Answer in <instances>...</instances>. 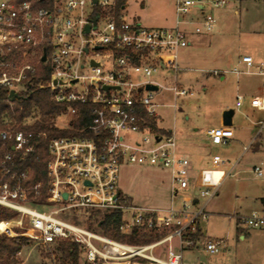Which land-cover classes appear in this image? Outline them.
<instances>
[{
    "label": "built area",
    "instance_id": "2783aa9c",
    "mask_svg": "<svg viewBox=\"0 0 264 264\" xmlns=\"http://www.w3.org/2000/svg\"><path fill=\"white\" fill-rule=\"evenodd\" d=\"M174 1L175 24L148 28L124 20V9L117 16V0H0V90L8 92V102L14 101L9 96L11 91L20 95L36 87L49 89L57 103L92 104L89 125L77 134L50 139L45 181L32 183L30 168L19 166L39 146L34 133L0 129V205L16 210L24 220L20 228L9 230L4 227L7 221L1 220L0 234L27 236L47 252L49 260L45 264H57L53 250L62 240L78 244L90 264H212L186 262L183 251L202 248L215 255L228 250L227 237L204 243L199 242L201 237H193L201 231V221L209 217L207 203L218 194L222 181L218 180L211 190H193V164L180 151L175 132L160 131L148 122L147 118H153L157 123L160 104L155 102L156 91L146 88L155 84L160 89L162 84L153 77L162 69L179 70V51L189 46L192 35L216 30L218 21L210 9L225 7L228 0ZM84 55L87 68L82 62ZM107 63L110 69H105ZM42 65L49 69L50 76L35 81ZM230 72L264 79V62L244 55ZM171 90L178 96L188 94L183 87ZM242 100L239 95L238 106ZM251 105L264 111V86L262 95L253 98ZM77 111L78 107H69L68 113L74 119ZM260 124L264 127V121ZM157 127L160 129L158 123ZM224 128L222 125L206 131L213 145L228 142ZM37 136L46 135L39 132ZM224 162L218 155L211 158L213 168ZM126 163L167 169L169 205L127 202L118 186L120 167ZM254 172L262 176L264 168L255 166ZM200 197L206 201L196 208ZM50 205L49 211L43 210ZM85 208L119 212V230L124 235L138 229L159 238L131 244L60 217L66 210ZM224 215L239 230H264V206L246 214ZM163 245H167L165 252ZM21 254L16 255L18 261ZM20 263L27 264V260Z\"/></svg>",
    "mask_w": 264,
    "mask_h": 264
},
{
    "label": "rangeland",
    "instance_id": "374dc122",
    "mask_svg": "<svg viewBox=\"0 0 264 264\" xmlns=\"http://www.w3.org/2000/svg\"><path fill=\"white\" fill-rule=\"evenodd\" d=\"M42 5L50 7L49 3ZM210 12L218 21L211 35L222 42L209 49L204 46L182 49L178 53L179 70L162 69L153 77L162 84L155 92V102L160 104L157 108L158 126L175 132L179 148L194 149L193 143L205 145L206 130L221 126L220 119L225 110L234 111L232 125H224L228 142L210 144L209 151L203 154V157L206 156L202 159L205 164L201 169L196 168V180L192 183L194 191H201L211 190L218 180L222 181L218 194L207 203L206 211L210 215L200 223L202 236L199 242L227 237L228 250L212 255L202 248L185 249L184 260L189 263L264 264V230H239L235 222L224 215L235 212L246 214L264 206V174L257 176L254 172L255 166L264 168V127L260 124L264 121V111L258 112L251 105L253 98L262 95L264 79L259 75L230 72L234 66L228 67L219 56L222 47L228 46L236 59L251 54L255 62H264V0H228L225 7L211 8ZM122 14L129 23L140 22L148 28L168 27L176 18V6L174 0H129ZM196 36L192 35L193 38ZM83 61L87 68V56H83ZM105 69H110L109 63ZM223 75L226 76L225 81L221 80ZM174 86L186 88L188 94L175 95L171 90ZM238 94L243 97L240 106L237 104ZM39 119L40 114L35 112L25 124L31 125ZM72 120V115L67 113L58 117L55 124L59 128L69 129ZM187 155L192 161L195 159L190 152ZM214 155L225 160L219 168L211 165ZM118 186L127 202L136 205L165 207L171 200L170 174L165 168L123 164ZM187 194L192 195L193 192ZM199 200L200 205L196 208L206 201L203 197ZM52 206L43 210L49 211ZM103 212L86 208L71 209L61 213L60 217L75 224L90 226L93 223L89 220L91 214L102 216ZM23 222L18 214L4 227L8 230L9 227L20 228ZM241 234L245 235V239L240 238ZM151 235L157 238L150 242L159 238L154 233ZM177 248L175 240L174 249ZM166 249L167 245H163V252ZM234 253L236 258L233 257ZM23 260H27V264H45L49 257L43 248L30 242L19 256V262ZM56 260L57 264H62L59 256ZM79 264H87L84 255L80 257Z\"/></svg>",
    "mask_w": 264,
    "mask_h": 264
},
{
    "label": "trees",
    "instance_id": "16d2710c",
    "mask_svg": "<svg viewBox=\"0 0 264 264\" xmlns=\"http://www.w3.org/2000/svg\"><path fill=\"white\" fill-rule=\"evenodd\" d=\"M129 0H117L115 13L117 16L128 5ZM50 76L49 69L44 65L41 66V72L36 76L35 81L47 80ZM69 107H78L77 114L71 122L74 128L63 129L59 128L55 121L61 115H65L69 111ZM91 103L77 105L76 103H57L51 99L50 91L46 88H30L25 92L20 93L19 97L11 103L8 102V92L0 90V129L12 128L16 130L32 131L34 139L39 142V146L33 156H30L26 161L19 163L21 168H30L32 174V183L40 180L45 181L46 164L49 160V141L53 137L66 136L77 134L79 129H82L92 122L93 115L91 113ZM40 114L39 121L31 125L25 124V121L32 118L33 114ZM148 122L160 131L163 128H158L157 123L153 118H147ZM39 132H44L45 137H38ZM1 146V140H0ZM11 148V147H10ZM19 213L16 210L9 209L0 205V221H9ZM94 219V220H93ZM90 222H93L89 227L106 236L116 240L127 241L131 244L148 243L157 236H152L151 233L144 230L135 229L133 233L124 235L119 230L121 214L117 211H104L102 216L92 215L89 217ZM18 232H21L18 230ZM202 232L199 231L193 237L200 238ZM31 240L25 235L11 237L6 233L0 234V264H21L16 255L28 245ZM55 256H59L62 264H79L82 256L81 249L78 244L70 240L59 241L53 250ZM50 256V255H49ZM87 264H90L86 261Z\"/></svg>",
    "mask_w": 264,
    "mask_h": 264
},
{
    "label": "crops",
    "instance_id": "0c3cea01",
    "mask_svg": "<svg viewBox=\"0 0 264 264\" xmlns=\"http://www.w3.org/2000/svg\"><path fill=\"white\" fill-rule=\"evenodd\" d=\"M175 21H176V18L174 19V22L171 24V26L172 25H174L175 24ZM212 34V33H211ZM211 34H208V35H197L195 38H193L192 36L190 37V44H189V46L188 47H190V46H196V47H207L208 49L209 48H211V47H213V46H215V45H217L218 43H221L222 42V40L220 39V38H218L217 36L216 37H214V36H212ZM188 47H186V48H188ZM229 48H228V46H225V47H222V49H221V52L219 53L220 55V59H221V61H225V64L229 67L230 65H232V66H235L236 65V63L239 61V59H240V57L238 58V59H236V58H234V56H233V52L231 51H229L228 50ZM208 53V52H207ZM246 55H251V54H246ZM218 56V57H219ZM165 69H167V70H171V68H165ZM165 71V70H164ZM231 71V70H230ZM229 72V71H228ZM225 73H226V71H225ZM221 80L222 81H225L226 80V76L225 75H223V76H221ZM239 95H241V94H238V96ZM242 96V95H241ZM254 110H257L258 112H262L263 110H259V109H257V108H255L254 107ZM233 118H234V116H233ZM233 118H232V120H233ZM220 123H221V126L223 125V120H222V117H221V119H220ZM216 127H218V126H216ZM220 127V126H219ZM168 130H170V129H168ZM226 130V129H225ZM228 130V129H227ZM207 131V130H206ZM205 136H206V143H205V145L203 144H195V143H193V148L194 149H182V148H180V151L183 153V154H185V155H187V153L188 152H190L191 154H192V156L193 157H195V159L192 161V159H191V161H192V164H193V176H195V175H197V172H196V168L197 167H199V169H201V168H203V165L205 164L204 163V160L202 161V159L204 158V157H206V156H204L203 157V154L205 155L208 151H209V149L208 148H210L209 146H211V145H213L212 143H211V141H210V139L207 137V135H206V132H205ZM211 144V145H210ZM188 156V155H187ZM189 157V156H188ZM199 163V164H198ZM204 163V164H203ZM196 179H195V177H193V180H192V183L195 181ZM240 238L243 240V239H245V235L244 234H241L240 235Z\"/></svg>",
    "mask_w": 264,
    "mask_h": 264
},
{
    "label": "water",
    "instance_id": "95a60500",
    "mask_svg": "<svg viewBox=\"0 0 264 264\" xmlns=\"http://www.w3.org/2000/svg\"><path fill=\"white\" fill-rule=\"evenodd\" d=\"M94 2H97V0H94ZM94 22H95V20H94ZM89 30H90V26L88 25L86 27V31L88 32ZM45 59H46V55L43 56L42 60L45 61ZM146 88L149 90H155V91H157L159 89L158 85H155V84H148L146 86ZM9 96H10V99L14 100V99L19 97V94L16 93L15 91H11ZM233 116H234V111L232 109L225 110L223 113V116H222L223 125H225V126L232 125ZM65 197H66V195H65ZM195 202H197V201H195Z\"/></svg>",
    "mask_w": 264,
    "mask_h": 264
},
{
    "label": "bare ground",
    "instance_id": "6f19581e",
    "mask_svg": "<svg viewBox=\"0 0 264 264\" xmlns=\"http://www.w3.org/2000/svg\"><path fill=\"white\" fill-rule=\"evenodd\" d=\"M122 264H128V263H122Z\"/></svg>",
    "mask_w": 264,
    "mask_h": 264
}]
</instances>
